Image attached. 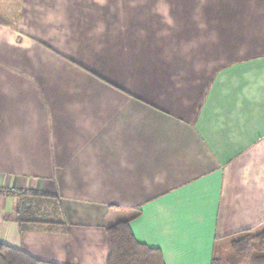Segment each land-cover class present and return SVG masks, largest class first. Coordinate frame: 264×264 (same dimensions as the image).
Here are the masks:
<instances>
[{
  "label": "crops",
  "instance_id": "crops-1",
  "mask_svg": "<svg viewBox=\"0 0 264 264\" xmlns=\"http://www.w3.org/2000/svg\"><path fill=\"white\" fill-rule=\"evenodd\" d=\"M134 211L162 264L264 226V0H0V244L104 264Z\"/></svg>",
  "mask_w": 264,
  "mask_h": 264
},
{
  "label": "trees",
  "instance_id": "trees-1",
  "mask_svg": "<svg viewBox=\"0 0 264 264\" xmlns=\"http://www.w3.org/2000/svg\"><path fill=\"white\" fill-rule=\"evenodd\" d=\"M55 199L56 197L44 193L31 192L22 195V204L18 212V223L22 231L27 230L29 223H40L34 218L35 211H39L44 203L52 201L56 203ZM56 207L58 211L57 203ZM138 215L139 211L128 212L125 217L103 227L106 239L103 250L99 251L104 264H162L158 250L138 243L130 231L129 224ZM229 247L230 257L213 258L212 264H241L242 260L250 258L254 253L261 254L255 259V264H264V226L256 231L249 230L238 234L231 239ZM0 264L60 263L47 262L24 250L0 244Z\"/></svg>",
  "mask_w": 264,
  "mask_h": 264
},
{
  "label": "rangeland",
  "instance_id": "rangeland-1",
  "mask_svg": "<svg viewBox=\"0 0 264 264\" xmlns=\"http://www.w3.org/2000/svg\"><path fill=\"white\" fill-rule=\"evenodd\" d=\"M38 210L39 211H35V220H46L47 222H49V220L53 219L57 215V207L54 201L44 203L43 206L40 207ZM219 249L221 250V252H219ZM230 250L231 249L229 246L225 247L223 244H221L216 252L218 254L217 257H224V259L230 257ZM259 256H261L260 253H254L250 258L242 260L241 264H255V259Z\"/></svg>",
  "mask_w": 264,
  "mask_h": 264
}]
</instances>
